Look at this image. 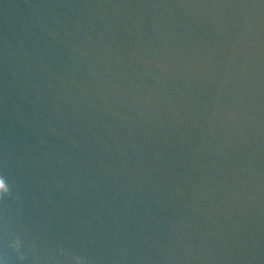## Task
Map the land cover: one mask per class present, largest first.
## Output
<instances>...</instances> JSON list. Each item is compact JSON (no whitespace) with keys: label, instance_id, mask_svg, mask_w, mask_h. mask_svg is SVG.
<instances>
[{"label":"water","instance_id":"water-1","mask_svg":"<svg viewBox=\"0 0 264 264\" xmlns=\"http://www.w3.org/2000/svg\"><path fill=\"white\" fill-rule=\"evenodd\" d=\"M0 264H264V0H0Z\"/></svg>","mask_w":264,"mask_h":264}]
</instances>
